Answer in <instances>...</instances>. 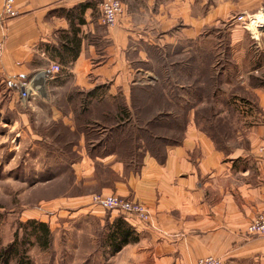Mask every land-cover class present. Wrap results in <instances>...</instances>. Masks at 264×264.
Masks as SVG:
<instances>
[{"label":"crops","instance_id":"0c3cea01","mask_svg":"<svg viewBox=\"0 0 264 264\" xmlns=\"http://www.w3.org/2000/svg\"><path fill=\"white\" fill-rule=\"evenodd\" d=\"M123 2L124 14L119 24L108 28L101 21V0H15L20 15L7 22L1 21L4 0H0V42L5 47L0 60V92L2 88L8 90V79L32 78L41 71L47 73L45 84H55L60 77L50 72V65L75 60L67 70L82 96L102 87L95 93L100 100L122 98L134 112L132 88L159 82L156 77L146 82L148 76L141 64L152 60L157 52L166 59L178 53L188 55L190 44L200 43L205 34L224 27L241 14L249 16L264 9V0ZM239 29L240 25L235 26V30ZM74 37L79 42L76 59L65 55L62 47ZM203 54H194L192 60L171 62L180 66L182 72L180 80L169 76L177 88L165 91L169 101L165 108L169 114L166 127L181 131L167 133L171 141L163 149L162 161L144 150L136 151L135 161L109 150L103 124L93 125L92 139L81 133L79 136L72 110L65 114L55 101L50 104L53 98L49 90L37 96L40 81L35 80L31 87L37 98L32 99L28 111H22L28 135L31 129L25 121L31 108L37 112L50 110L52 120L61 121L76 135L73 145L79 157L71 167L76 184L84 180L91 188L71 199L77 207L87 205L85 210L100 215L108 210L91 205L92 196L115 194L149 208L152 218L147 225L124 216L138 236L137 243L121 251L123 259L132 264H197L210 256L230 264H264V237L246 233L248 225L264 212V87L250 83L264 73V60L260 67L254 62L249 68H244L243 60H235L236 90L229 88V83L224 84L212 91L210 101L201 99L191 106L189 87L203 92L206 84ZM217 65H210L213 80L221 82L223 75H228L227 81H231L229 65ZM198 68L190 76L189 70ZM55 90L68 98L75 93ZM219 95L231 101L239 98L232 102L239 106H231L236 112L218 109L215 105ZM240 98L251 104L241 105ZM237 107L244 118L232 141H226L228 149L220 150L219 141L206 131L208 120L197 113L214 109L219 118L237 116ZM153 110L160 111L157 106ZM173 136L177 138L175 143Z\"/></svg>","mask_w":264,"mask_h":264},{"label":"rangeland","instance_id":"374dc122","mask_svg":"<svg viewBox=\"0 0 264 264\" xmlns=\"http://www.w3.org/2000/svg\"><path fill=\"white\" fill-rule=\"evenodd\" d=\"M234 23L240 25L235 20L226 22L225 25H222L224 27L220 26L213 32L205 34V39L199 41L200 43H191L192 49L188 55L178 53L166 59L157 52L152 60L141 64L148 76L146 82L150 81V77L162 78L167 82L170 75L175 80H180L181 67L171 64V62L192 60L194 54L201 57V53L204 52L202 58L206 60L204 71L207 91L210 87L216 90L227 83L231 85L229 88H234L236 86L234 83L237 82L234 80L235 60H243L244 68H249L254 62V64L261 65L262 60H264V38L262 43H258L254 39L256 35H252L253 32H248L241 25L242 29L235 30L237 25ZM262 25L264 26V22ZM257 27L259 28V26ZM255 32L257 33V31ZM257 39L261 40L262 38ZM171 51H169V55H172ZM164 62L168 63L167 66ZM212 62L219 64L217 67L228 64L230 72L232 71L233 74L231 81H227L228 75H223L226 80L223 79L221 82L213 80L215 78L213 72L210 71ZM60 65L63 68L60 73L56 74L59 75L60 79L55 84L50 82L47 85L44 83L47 75L45 71L39 72L34 77L33 81L41 82L38 83L40 88L37 96L39 93L49 90L53 98V102L50 104L54 105L55 101V105L61 107L65 114L74 109L73 118L75 117L78 124L79 136L81 133L92 139L94 137L91 131L92 125L96 123L103 124L107 129L113 128L112 123H100L102 115L107 112V109L109 110V107L79 108V100L83 98L82 94L78 92V88L68 74V66L61 63ZM198 70L199 68L189 70L190 76ZM202 70L203 68H200V72ZM55 88L75 91L71 94L72 97L75 95V98L64 97L62 91H56ZM1 91L0 251L13 243L17 232L19 245L22 249L20 255L12 258L9 264H132V262L123 259L121 255V251L125 247L121 251L115 252V248L108 241V237L113 232L112 227L120 215L112 214L109 211H102L100 215H93L90 211L85 210L88 208L87 205L77 207L75 202L71 200L91 189L84 184V180L76 184V178L71 167L79 157L73 145L76 135L70 133L61 121L52 120V114L46 108L41 112L31 108L30 113L26 114L27 120L25 122H28L31 129V133L28 135V130L22 123L21 115L22 111H28L29 106H32V99L37 98V96L34 94L31 101L22 102L17 91H9L6 88L4 90L2 88ZM221 96L219 95L217 98L215 106L218 109L225 108L226 110L224 101L231 100V98ZM235 99L238 100L239 98H232L231 102ZM233 104L238 105L237 103ZM237 110L239 115L228 114L221 117V124H219L220 122L215 124L211 130L216 134L220 145L226 149H228L226 141H232L235 136L234 132L238 130L240 121L244 118L238 107ZM153 127V140L159 135L166 134L163 128L156 125ZM133 130V128H129L127 134ZM106 134L108 140H111L107 148L114 150V145L121 141L123 135L111 131ZM135 134L139 141L144 139L143 134L138 132ZM40 138L42 141H39ZM124 148L128 151L133 149L132 146ZM133 152L130 155L135 157L134 159L131 158L135 161L138 156L135 153L136 150ZM30 220L43 222L49 226L51 238L47 249L38 246L34 238H29L33 231V227L27 224ZM0 264L6 263L0 258Z\"/></svg>","mask_w":264,"mask_h":264},{"label":"trees","instance_id":"16d2710c","mask_svg":"<svg viewBox=\"0 0 264 264\" xmlns=\"http://www.w3.org/2000/svg\"><path fill=\"white\" fill-rule=\"evenodd\" d=\"M79 42L75 40V37L68 42H66L62 47L66 51L65 55L67 56H73V59L77 58V55L79 53ZM75 60H60L62 64L69 65L71 62ZM154 62V61H153ZM149 63V62H148ZM167 66L168 63L164 62ZM147 64V63H146ZM154 65V63H153ZM180 67V66H179ZM256 67H260V65L257 64ZM211 71V70H210ZM204 73V77H205ZM213 83V81H211ZM250 83L254 86H260L264 87V73L261 77L252 78ZM214 85V83H213ZM102 87H98L92 92L87 93L85 96H82L83 98L79 100V108L80 107H87V109L91 108H102V107H109V110L107 109L106 113L102 115L101 123H112L111 125L114 126L113 128H105L107 131H111L113 133H119L122 134L123 137L121 138V141L119 143H116L114 146V151L121 154L126 160L134 159L135 157L131 156L133 150L140 151L144 150L145 152L151 153L154 157H157L159 161H162V155H163V149L166 147V145L169 143V140L167 138V133L169 134V131H173L174 133L180 132V130H172L171 128L166 127V120L169 117V114L166 113L165 108L168 101V97L165 95V91L167 89H175L177 88L174 86V84L171 82V78L168 77V80L160 79L157 84L154 86H134L132 88V96H131V105L134 109V112H131L129 108L127 107V103L122 98H116L114 101L109 102L106 100H100L99 97L95 94L97 91H99ZM199 92L196 91L195 86H190L188 93L191 95L190 99V105L195 106L198 104L197 101L203 99L210 101L212 98V87L207 91V84H205V87L202 88ZM72 99L75 98V95L73 97H70ZM207 101V103H209ZM241 102V105H250V101L246 98H240L239 100ZM177 104H180V101L176 102ZM212 103V102H211ZM225 106L229 109V111L236 112V109H232V102L231 100H225L224 101ZM157 106L159 109L162 108L160 111H154L153 109ZM77 111V110H76ZM75 110L73 109V113ZM77 113V112H76ZM155 114V115H154ZM201 114L202 117L206 118L209 122V129H205L213 138L216 137V134H214L213 127H215V124H221L222 118L217 117V113L214 111V109H205L204 111L197 113ZM77 117V115H76ZM216 121V123H215ZM159 126V128H163L165 130L166 134L159 135L158 138L153 140V126ZM93 126V125H92ZM99 127V126H98ZM129 128H133L134 132L131 131L127 134ZM79 132V131H78ZM136 132L143 134L144 139L141 141L138 140ZM213 132V133H212ZM127 134V136H126ZM85 135V134H84ZM173 136L172 141L175 143L177 141V138H174ZM217 139V137H216ZM111 141V140H109ZM216 141V140H215ZM218 141V139H217ZM217 147L220 150H225L218 142ZM126 146H132V151H128ZM130 149V148H129ZM134 153V152H133ZM137 153V152H135ZM129 155V156H128ZM29 226L33 227V231L30 233L29 238H34L35 243L44 248L47 249L50 245V238H51V231L49 226L46 223L39 222L36 220H30L27 222ZM113 232L108 237V241L111 242V246L115 248V252L121 251L124 247L127 245H131L138 242V236L135 234V232L132 230L131 227H129L126 224L124 215L120 214L119 219L115 222V224L112 227ZM21 247L19 245V235L18 232L15 235V240L13 243L8 245L5 248H2L0 251V258L3 259V262L5 261L6 264H9V261L20 255Z\"/></svg>","mask_w":264,"mask_h":264},{"label":"built area","instance_id":"2783aa9c","mask_svg":"<svg viewBox=\"0 0 264 264\" xmlns=\"http://www.w3.org/2000/svg\"><path fill=\"white\" fill-rule=\"evenodd\" d=\"M123 0H101L100 3V13H101V21L102 24L108 28L116 27L124 14ZM260 14L262 19L264 20V9L260 12L247 15L241 14L235 17V21L239 23L243 28H245L248 32L252 33V31L248 28V26L252 22V18L256 15ZM20 12L15 6V0H4L3 10L1 14V21L7 22L9 20L15 19L19 17ZM254 36V34H252ZM264 35V26L262 24L259 25V28L256 33V37L254 39L259 43L263 40ZM257 38H262L258 40ZM264 41V40H263ZM262 43V42H261ZM260 45V44H258ZM5 51L4 43L0 42V60L3 57ZM62 67L59 64H51L50 72L52 74L60 73ZM35 78H13L8 79L6 81V86L10 91H17L19 99L22 102H29L31 98L36 96L35 91L31 89L33 80ZM33 81V82H32ZM32 83V84H31ZM29 88L32 90L28 94ZM264 152V149L262 150ZM91 205L100 206L108 211H116L119 214L124 215L125 217H134L138 222L142 224H149L151 222V212L149 208L140 202L128 200L121 196H117L115 194L112 195H103L97 194L93 195L91 199ZM247 235L253 237H264V212L258 214L256 218L248 225L246 230ZM197 264H230L228 261L223 260L222 258L217 257H207L198 261Z\"/></svg>","mask_w":264,"mask_h":264},{"label":"bare ground","instance_id":"6f19581e","mask_svg":"<svg viewBox=\"0 0 264 264\" xmlns=\"http://www.w3.org/2000/svg\"><path fill=\"white\" fill-rule=\"evenodd\" d=\"M262 22H264V20L262 19V17L260 16V14L256 15L254 18H252V22L249 25V29L253 32L254 35H256V32L258 30V27L260 24H262ZM29 94V90L27 91Z\"/></svg>","mask_w":264,"mask_h":264}]
</instances>
